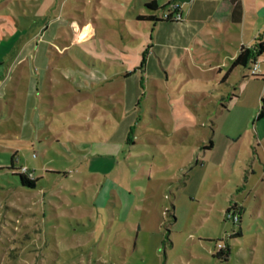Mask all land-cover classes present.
<instances>
[{"label": "rangeland", "instance_id": "1", "mask_svg": "<svg viewBox=\"0 0 264 264\" xmlns=\"http://www.w3.org/2000/svg\"><path fill=\"white\" fill-rule=\"evenodd\" d=\"M143 1L0 0V264H264V76L248 63L221 80L241 30L214 17L217 0L192 23L194 60L111 75L143 32L157 39L150 21L131 30ZM162 1L154 12L174 14ZM86 22L78 50L66 41ZM30 63L45 68L34 90ZM259 64L264 74V52ZM92 70L109 75L103 86H87ZM24 166L33 189L12 174Z\"/></svg>", "mask_w": 264, "mask_h": 264}, {"label": "crops", "instance_id": "2", "mask_svg": "<svg viewBox=\"0 0 264 264\" xmlns=\"http://www.w3.org/2000/svg\"><path fill=\"white\" fill-rule=\"evenodd\" d=\"M119 1L123 3L124 0H119ZM146 1H150V0H145L143 1L142 4L144 5V2ZM158 1L159 0H156L157 5H158ZM250 1L249 0H217L216 4H214L215 7L214 17L218 18L219 21L220 20L228 21L230 23H233L237 27L240 26L241 40H239L237 43V47L239 48H241V46L248 47L253 45L255 43L257 36H259L260 34H261V38L264 40V28L261 27L260 29H257V33L254 34L253 24L248 20L249 14H251V16L255 18V20L262 19V25H264V0H260V1L250 0ZM161 3L162 4L160 5L162 6L168 4L167 9L165 10H172L174 11V13L178 12V14L180 15L179 19L177 21L175 20V21L165 22L167 24H163L161 21H156L154 23L152 22L154 32L156 30L158 33L157 39L152 41L151 35L148 36L147 33L143 32L141 43L137 45L138 46L137 56L133 59L126 58L127 66H123L125 68L120 71H117V69L115 70L113 69V72H110L111 75L115 76V74H117V76L122 75L123 77H126L130 73L133 74L134 72H136V70L141 71L142 74L146 73L148 70L149 71L151 70L153 71V73L155 74L159 73V75L162 76L163 71H166L168 68L173 66L179 67L182 65L181 61H177V63L175 62L177 60L178 55H180L181 57L180 59L183 61L186 60L185 55H187L188 53L191 56L190 58H192L193 60L195 59L194 54L192 53L193 49L191 53L189 52L190 51L189 46H191V44L193 43L195 44V40L200 39L199 37L200 35L198 34V32L200 31V26L198 25L194 26L192 23H195L200 19L206 18V15L204 14V10L209 8V1L203 0L201 2V0H189L183 3H179L177 0H168V1L164 0ZM144 12L146 11L141 10L138 11V13L131 14V16L134 14V16L129 18L130 22L132 23L130 24L131 25L130 27L132 28L131 30L133 32H139L140 30H142L140 28V25L143 27V29H145L144 23L138 24L137 21L134 20L136 15ZM123 16H120V20H122L120 23V27L126 30L128 29V27L125 25L126 18L124 19ZM161 24L166 25L165 27H171V28L162 29ZM246 24L250 26L251 33L249 34V38L248 39L245 38L246 40H244L243 33H244V28H246L245 26ZM86 25L91 26L92 24H90V22H86L79 26L73 25V27H71V34L69 36L70 39H68L66 43L75 44L78 50L84 49L83 44H87L90 41V39L88 37L82 39L79 34L81 29L84 28V26ZM157 25H160L161 27L159 26L156 29L155 26ZM123 35L124 34L122 32V36ZM113 46H114L113 50H115L116 45ZM239 48H237V50L236 48L234 49L235 53L231 55L232 60L237 55ZM143 53H145L144 55L145 59H143ZM114 54L115 56L109 57L112 59L113 62L115 61V58H117L116 53ZM38 55H39V51L36 50L35 52L32 53L30 52L27 57H29V59L31 57L33 60L36 61ZM142 59L143 62L141 63ZM16 61L18 62L20 61V59ZM157 62L158 65H160L161 69L158 68ZM218 71H220V68H218ZM44 73H45V68L42 69L40 66H38V69L35 71L30 63L28 74L31 83L33 82L32 83L33 90L36 89L37 84H39V82L41 81L40 80L41 75L43 76ZM35 74H37L38 76L37 78H39L38 80L36 79L37 81L33 80ZM86 74L88 75L90 80L89 84L82 82L81 79L82 74H80L77 71L76 72L71 71V74L67 79L70 80L71 85L73 86L75 85L74 86L75 90H80L84 87L83 85L87 84V86H89L90 83L94 81L96 85L103 86V82L107 81L109 76V75L108 76L102 75V73L97 70H92L91 73L87 72ZM223 76H221V80L224 79ZM165 78L168 79L167 74ZM30 85L31 84L29 83L27 86L26 97L29 99V101L35 103V99H34L35 96L34 94H32V88H30ZM27 98L25 104L26 108L28 104ZM30 113H33V110H31Z\"/></svg>", "mask_w": 264, "mask_h": 264}, {"label": "trees", "instance_id": "3", "mask_svg": "<svg viewBox=\"0 0 264 264\" xmlns=\"http://www.w3.org/2000/svg\"><path fill=\"white\" fill-rule=\"evenodd\" d=\"M144 6L149 9V12L148 13L144 12V13L136 15V17L134 19L135 21L147 20V21L154 23L156 21H175V20L177 21L179 19L175 16L176 12L174 14H172V12L171 13L169 12L168 15L163 17V18L161 16L157 15V13L154 12L158 8L156 0H150V1L144 2ZM176 14H178V12ZM263 52H264V40L261 38V34H260L259 36H257L255 43L253 45L248 46V47L247 46H241V48H239L237 55L233 58L230 66L228 68V71L225 73V75L223 77L225 78L226 76H228L230 71H232V69L236 66H245V65L247 66L248 63L259 58V55L262 54ZM144 55H145V53H143V59H145ZM143 59H142L141 63L143 62ZM252 75H254V76L260 75L261 77L264 76V74H260V73H256V74H252ZM261 103L262 104L259 107L258 113H257L258 119L260 117H262V115L264 114V97L261 98ZM212 144H213L212 140L210 139L209 142L207 144H205L203 148H210V147H212ZM12 174H13V176L16 177L19 184L21 186L26 187V188L33 189L35 187V185L37 184V177L31 178L23 170L12 172ZM172 216H173V214H172ZM216 253L227 254V253H229V251L227 248L225 249L223 246H220V248L218 249V251Z\"/></svg>", "mask_w": 264, "mask_h": 264}, {"label": "built area", "instance_id": "4", "mask_svg": "<svg viewBox=\"0 0 264 264\" xmlns=\"http://www.w3.org/2000/svg\"><path fill=\"white\" fill-rule=\"evenodd\" d=\"M167 15H168V13L165 14V16H167ZM165 16H164V17H165ZM175 16H176L177 18L180 17L179 14H175ZM249 70H250L251 74H256V73L259 72V58H257L256 60L250 62ZM26 169H27V166H24L22 170L25 171L29 177L34 178L35 176H33L32 171H28V172H27Z\"/></svg>", "mask_w": 264, "mask_h": 264}, {"label": "water", "instance_id": "5", "mask_svg": "<svg viewBox=\"0 0 264 264\" xmlns=\"http://www.w3.org/2000/svg\"><path fill=\"white\" fill-rule=\"evenodd\" d=\"M179 3H183V2H185V1H189V0H177ZM91 32V30L89 29V27L88 26H85L84 28H82V31H81V35L82 36H85V35H87L88 33H90Z\"/></svg>", "mask_w": 264, "mask_h": 264}]
</instances>
